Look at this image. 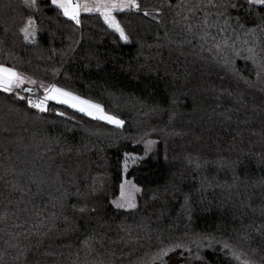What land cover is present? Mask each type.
Masks as SVG:
<instances>
[{"label": "trees", "instance_id": "1", "mask_svg": "<svg viewBox=\"0 0 264 264\" xmlns=\"http://www.w3.org/2000/svg\"><path fill=\"white\" fill-rule=\"evenodd\" d=\"M138 2L124 43L77 28L50 3L30 12L0 0V63L37 81L22 88L43 97L40 83H55L125 121L55 101L39 113L0 91V264H25L15 243L27 264H162L161 248L175 243L191 252L163 264H185L181 251L187 264H264V82L243 57L236 66L252 87L182 43L167 8L161 24L143 15L177 0ZM29 15L35 45L19 32ZM125 153L144 157L127 173ZM125 179L142 188L136 209L111 204Z\"/></svg>", "mask_w": 264, "mask_h": 264}, {"label": "snow or ice", "instance_id": "2", "mask_svg": "<svg viewBox=\"0 0 264 264\" xmlns=\"http://www.w3.org/2000/svg\"><path fill=\"white\" fill-rule=\"evenodd\" d=\"M39 2L50 3L51 6L59 10L63 17L73 22L77 28L81 24L82 12L98 14L107 28L118 34L119 39L124 43H130V37L126 34L125 28L115 13L141 11V4L138 0H39ZM39 2L38 0H23V6L30 12H37L39 11ZM153 7L154 11L152 12L145 8L143 15L145 17L151 16L157 24H161L163 20L160 17L165 14V8H167L172 13L170 23L174 28L179 29L178 35H183L182 43L198 48L200 52H207L209 54L207 59L219 67L222 72L229 74L237 83L243 82L249 87L253 86V82L242 75L236 66L241 57L253 68L257 80L264 82V0H177L175 4L168 3L167 5L162 4L160 7ZM19 32L25 42L36 44L37 27L33 15L28 16L23 26L19 28ZM165 35L167 36V33ZM58 71V69L53 70V75ZM25 84L36 85L37 81L16 70L15 67H8L0 63V91L15 94L19 100H26L28 107L46 112L49 110L47 102L55 101L59 104H65L94 120L104 121L117 128L124 126L125 121L106 112L102 104L84 99L64 87H58L55 83L45 85L41 82L39 86L43 89L44 95L38 100H33L30 96L20 95L16 91L22 89ZM23 90L32 91L31 88ZM57 114L64 115L63 112ZM148 143L154 142L149 141ZM129 159L135 163L136 160H142L144 157H132L131 154L125 153L122 163L125 173L128 172ZM165 160H167L166 156ZM39 183H43V181L40 180ZM119 187L120 196L111 201V204L116 209H136L135 193L141 192L142 188L127 179L123 180ZM78 211L82 214L96 213L97 208L95 206L89 208L84 205ZM35 214L39 215L38 212ZM4 220L5 217L0 216V222ZM16 227H23V225L17 224ZM34 227H38V225H34ZM19 236L20 234L17 233L13 239L18 240ZM12 247L17 249L16 259L19 260L23 256L25 257V264H27L28 250L22 248L20 243H15ZM224 247L229 248V245L225 243ZM177 249L191 252V249L182 243L161 248L158 255L162 264L163 257H167L169 253ZM179 255L187 264L183 251ZM194 259L200 261L201 264H207L199 255Z\"/></svg>", "mask_w": 264, "mask_h": 264}, {"label": "rangeland", "instance_id": "3", "mask_svg": "<svg viewBox=\"0 0 264 264\" xmlns=\"http://www.w3.org/2000/svg\"><path fill=\"white\" fill-rule=\"evenodd\" d=\"M130 11H126V12H123V14H126L125 15V17L126 16H128V13H129ZM85 15H89V19L91 20V21H96V23H98L96 26H95V29H94V31L92 32V33H94V34H96V35H103V36H111V35H113V36H115V34L116 33H114L112 30H110V29H108L107 28V26L103 23V19L102 18H100L99 16H98V14H87V13H84ZM117 14L118 13H115V15L117 16ZM117 19L120 21V23H121V25L123 24L122 22H123V20L124 19H121L119 16H117ZM83 19V17H82V24H81V27L83 28L84 26H86V24H88L89 26H91V21L90 20H84ZM93 26V25H92ZM111 38H112V36H111ZM112 39H114V38H112ZM73 109V108H72ZM75 110V109H74ZM83 114V113H82ZM91 118V117H90ZM98 121H100V120H98ZM100 122H103V123H106V122H104V121H100ZM107 124V123H106ZM109 125V124H108ZM111 126H114V125H111ZM115 127V126H114Z\"/></svg>", "mask_w": 264, "mask_h": 264}, {"label": "built area", "instance_id": "4", "mask_svg": "<svg viewBox=\"0 0 264 264\" xmlns=\"http://www.w3.org/2000/svg\"><path fill=\"white\" fill-rule=\"evenodd\" d=\"M82 17L83 16H82V13H81V16H80V19L81 20H82ZM81 24H82V21H81ZM81 24H80L79 27H81ZM23 89H25V88H22V89L18 90L17 92L20 95H23V96H26V97L30 96L33 100H38V99H41L42 98V96L39 95V94H37L33 89H31L32 90L31 92L24 91ZM25 102L27 104V101L26 100H25ZM47 107H48V104H47ZM31 109H33V110H35V111H37L39 113H44V112H40V111H38L37 109H34V108H31Z\"/></svg>", "mask_w": 264, "mask_h": 264}, {"label": "crops", "instance_id": "5", "mask_svg": "<svg viewBox=\"0 0 264 264\" xmlns=\"http://www.w3.org/2000/svg\"><path fill=\"white\" fill-rule=\"evenodd\" d=\"M125 15L126 14H123V12H121V13H118L117 14V16H119L121 19H124L125 18ZM82 16H83V19L85 20H90L89 19V15H85L83 12H82ZM83 20V21H84ZM91 21V20H90ZM92 23H91V26H89L88 24H86V26H84V28L87 30V31H90V32H93L94 31V29H95V26L98 24V23H96V21H91ZM93 25V26H92Z\"/></svg>", "mask_w": 264, "mask_h": 264}]
</instances>
